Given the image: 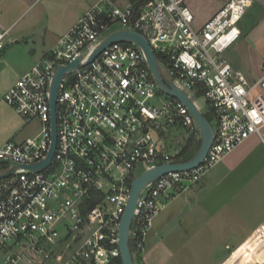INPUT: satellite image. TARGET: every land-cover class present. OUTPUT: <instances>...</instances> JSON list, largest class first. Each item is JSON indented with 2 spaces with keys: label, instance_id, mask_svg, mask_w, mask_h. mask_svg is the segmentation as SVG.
<instances>
[{
  "label": "built area",
  "instance_id": "obj_1",
  "mask_svg": "<svg viewBox=\"0 0 264 264\" xmlns=\"http://www.w3.org/2000/svg\"><path fill=\"white\" fill-rule=\"evenodd\" d=\"M251 3L227 0L198 24L187 0H97L7 89L3 100L40 129L22 142L0 145V173L15 167L0 178V264H121L119 223L140 166L145 172L189 159L184 147L188 140L195 144L198 124L181 100L161 89L137 43L112 42L86 63L114 32L142 34L161 75L189 99L187 91L204 97L215 130L201 163L168 171L140 191L128 233L135 257L141 258L154 218L176 194L251 135L264 146V58L259 75L250 78L223 55L239 38L238 22ZM116 25L121 27L103 35ZM77 57L79 66L58 87L50 162L40 169L20 167L47 157L49 87L56 68ZM177 126L189 137L170 153L160 138ZM246 241L250 256L244 251V262L264 264V228Z\"/></svg>",
  "mask_w": 264,
  "mask_h": 264
},
{
  "label": "crops",
  "instance_id": "obj_2",
  "mask_svg": "<svg viewBox=\"0 0 264 264\" xmlns=\"http://www.w3.org/2000/svg\"><path fill=\"white\" fill-rule=\"evenodd\" d=\"M37 1L0 0V32L4 33L0 48V123L4 122V115L14 116L15 112L3 100L4 93L55 45L46 49L44 44L38 49L30 46L29 40L35 43L34 36L41 30L43 14L40 9L34 10ZM113 1L123 5L129 0ZM226 1L187 2L201 24ZM200 8H205V12L201 13ZM83 12H77L62 25L52 26L57 35L55 43ZM238 28L239 38L223 55L233 68L254 78L259 75L264 58V0H252ZM18 121L0 131V145L29 137L23 131L30 123L22 125ZM197 140L200 141L198 135ZM219 163L198 183L176 194L154 218L145 238L141 264H226L237 245L246 249L250 234L258 227L264 228V146L259 138L251 135ZM224 179L229 181L228 187L220 185ZM226 237H236V245L231 248L225 242L223 247L228 252L223 257L221 239ZM239 260L233 264H239Z\"/></svg>",
  "mask_w": 264,
  "mask_h": 264
},
{
  "label": "water",
  "instance_id": "obj_3",
  "mask_svg": "<svg viewBox=\"0 0 264 264\" xmlns=\"http://www.w3.org/2000/svg\"><path fill=\"white\" fill-rule=\"evenodd\" d=\"M115 41H133L137 43L143 50L147 61L150 65L152 72L154 73L155 78L157 79L159 86L162 90L168 94L176 97L181 100L186 107L189 109L196 123L198 124L200 130V143L195 151V153L186 161L179 163H170V164H160L151 167L145 172L141 173L139 176L134 178L131 185V191L128 198V201L125 205L122 217L119 223L118 231V248L120 254L121 264H134V260L131 255L129 242H128V233L130 224L132 221L133 212L135 209V204L138 198V195L142 188L148 183L152 182L156 178L160 177L162 174L167 173L168 171L174 170H187L197 166L205 158L214 138L215 130L213 125L207 119V117L201 113L197 107L190 101L186 93L176 87L172 82L166 80L160 73L159 65L157 58L152 51L146 38L139 32L131 29H123L117 32H114L104 38L98 47L94 50L92 55L89 57L86 63L90 62L95 58L107 45ZM80 57H77L73 61L69 62L65 66H58L54 72L50 87H49V105H50V120H51V145L48 151L47 157L35 164L25 166L20 165V167H29L31 169H40L46 166L53 155L55 144H56V112L55 104L59 84L63 76L69 73L72 69H75L79 66ZM15 167L8 169L0 173V178L5 177L13 173Z\"/></svg>",
  "mask_w": 264,
  "mask_h": 264
},
{
  "label": "rangeland",
  "instance_id": "obj_4",
  "mask_svg": "<svg viewBox=\"0 0 264 264\" xmlns=\"http://www.w3.org/2000/svg\"><path fill=\"white\" fill-rule=\"evenodd\" d=\"M97 0H38L36 2V4L34 5V10L40 9L41 13L43 14L41 16V21L40 24L41 25V30L39 31V33H37L34 37H35V43H33V40H29V43H31V47L34 49H38V47L40 45H43V47L48 48V47H52L57 39V35L54 33V30L52 29L53 25H62L63 23H65L67 20L71 19V17L76 14L79 11H85L89 6H91L92 4H94ZM189 2V0H187ZM202 1V0H201ZM187 2V3H188ZM206 7V6H205ZM50 8H56V10L50 9ZM201 9V13L202 11L205 12V8H200ZM121 26L120 25H116L113 26L111 28H109V30H105L103 33V35H107L109 32L115 30V29H119ZM55 47V45L53 46V48ZM156 52H158L157 50H155ZM22 64V61L21 63ZM162 72L164 73L165 70L162 69ZM191 101L195 104V106L199 109V111L203 114L209 115L211 114L209 111V107L207 102L205 101L204 97L202 95H197V94H193L190 91H187ZM14 112V111H13ZM212 117V115H211ZM4 122L0 123V131H4L5 129H3L4 127H6V130L8 129V127L10 128L11 126H13V124H17V121L19 120L20 123L22 125L26 124L24 122V120L17 115L14 112V116H10V115H4ZM18 121V122H19ZM210 123H212L214 125V121L213 118L211 119ZM7 124V125H6ZM3 129V130H2ZM40 127L37 125L36 121L27 124L26 126H24V131L23 134L26 136H33L35 134V132H39ZM200 133V131H199ZM198 133V137H200ZM188 134L187 132L181 128L180 126H177V128H173L170 131L166 132L163 134V136L160 138L162 143L167 144L166 149L168 152L172 153L175 149H178L180 147H182L185 143H187V139H188ZM156 138H158L156 136ZM198 139V138H197ZM200 141L197 140L195 142V144H193V147L191 148V151L189 152V158L195 153V151L197 150L198 146H199ZM220 163H216L215 165H213L207 172V174H210V172H212L215 167H218ZM145 170V166L141 165L140 169L138 170V173H142ZM228 183L229 181L224 179L221 180L220 185H222V187H228ZM150 231V230H149ZM149 233V232H148ZM235 238H231V237H226L221 239L223 242L222 244V250L224 251V256H226V253L228 252V250L224 249V243L225 242H229L231 245V248H234L235 244ZM234 241V242H233ZM245 252V255L247 256V258H249V251H247L246 249H244L241 245H237L236 248L233 250L232 254L229 256V258L226 261V264H233V262H235L236 260H239V264H244V260L246 259L245 256H243V252ZM144 253V251H141V258H139L140 263L142 262V254Z\"/></svg>",
  "mask_w": 264,
  "mask_h": 264
},
{
  "label": "trees",
  "instance_id": "obj_5",
  "mask_svg": "<svg viewBox=\"0 0 264 264\" xmlns=\"http://www.w3.org/2000/svg\"><path fill=\"white\" fill-rule=\"evenodd\" d=\"M157 57H159V56L157 55ZM205 116L207 117V119H208L209 121H211V119H212L211 114H209V115H206V114H205ZM187 146H188V147H187ZM189 147H193V145L190 144V140H188V144L184 147V151H188L187 155H189V152L191 151V148H190V150H187V148H189ZM129 247H130V251H131L132 258H133V260H134V264H141V263H140V260H139V257L137 258V257H135V256L133 255V253H134L133 246L130 244Z\"/></svg>",
  "mask_w": 264,
  "mask_h": 264
}]
</instances>
